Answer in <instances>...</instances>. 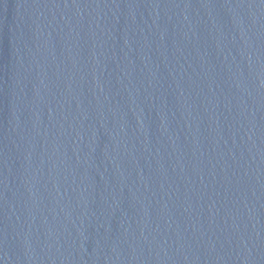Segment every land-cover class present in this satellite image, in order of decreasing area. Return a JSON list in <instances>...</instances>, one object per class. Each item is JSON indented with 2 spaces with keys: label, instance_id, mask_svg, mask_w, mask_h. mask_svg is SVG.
<instances>
[{
  "label": "water",
  "instance_id": "95a60500",
  "mask_svg": "<svg viewBox=\"0 0 264 264\" xmlns=\"http://www.w3.org/2000/svg\"><path fill=\"white\" fill-rule=\"evenodd\" d=\"M0 264H264V0H0Z\"/></svg>",
  "mask_w": 264,
  "mask_h": 264
}]
</instances>
